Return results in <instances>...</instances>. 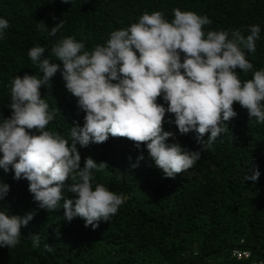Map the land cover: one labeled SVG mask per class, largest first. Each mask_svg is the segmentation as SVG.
Returning <instances> with one entry per match:
<instances>
[{
	"label": "trees",
	"instance_id": "16d2710c",
	"mask_svg": "<svg viewBox=\"0 0 264 264\" xmlns=\"http://www.w3.org/2000/svg\"><path fill=\"white\" fill-rule=\"evenodd\" d=\"M176 8L207 16L211 24L204 26L205 32L241 30L246 36L249 26L260 25L256 51L247 58L253 71L264 68V0H0V17L9 23L0 40V118L11 116L10 81L42 75L27 55L31 47H45V57L59 64L51 47L61 38L74 37L91 51L143 13L160 11L171 21ZM60 21L63 28L50 36V28ZM238 72L241 80L253 74ZM50 84L40 88V95L50 110H58L46 129L68 138L70 127L83 126L85 113L59 71ZM157 102L164 103L160 97ZM233 108L237 115L209 148L194 132L180 134L174 115L166 113L163 128L173 133L168 142L200 152L196 164L175 178L164 176L143 143L137 148L126 137L109 135L103 143L77 144L81 167L87 157L108 165L94 172L93 183L124 198L117 213L95 228L85 227L80 217L66 220L62 207L40 208L26 179H14L11 166L8 172L0 169V182L10 187L0 211L33 214L21 228L20 243L0 248V264H264V125L238 103ZM257 169L256 181L245 178ZM33 235L40 237L38 247L32 246ZM236 251L249 257L238 258Z\"/></svg>",
	"mask_w": 264,
	"mask_h": 264
},
{
	"label": "clouds",
	"instance_id": "9594fccd",
	"mask_svg": "<svg viewBox=\"0 0 264 264\" xmlns=\"http://www.w3.org/2000/svg\"><path fill=\"white\" fill-rule=\"evenodd\" d=\"M172 11L171 21L160 11L145 12L91 51L74 37L61 38L51 47L59 64L45 57V47L29 49L27 55L42 75L25 74L10 81L11 116L0 118V169L8 172L11 166L14 179H26L40 208L62 207L66 220L80 217L85 227L95 228L124 203L122 195L93 183L94 172L108 165L87 157L81 167L77 144L103 143L109 135L126 137L137 148L143 143L164 176L175 178L196 164L200 152L168 142L173 133L163 128L166 113L174 115L180 134L194 132L205 148L228 130L226 122L237 115L234 103L264 125V68L253 71L247 58L256 51L260 25L249 26L246 36L241 30L205 32L204 26L211 24L207 16ZM8 27L7 19L0 17V40ZM61 28L62 21L50 28L49 35L55 37ZM238 70L252 71V77L241 80ZM58 71L85 113L83 126L70 127L68 138L46 129L58 109L50 110L40 95V88L51 86ZM158 97L164 103H158ZM259 176L257 169L245 178L256 181ZM9 190L0 182V200ZM32 218V213L21 217L0 211V248H15L21 228ZM31 238L32 246L38 247L40 237ZM47 250L52 248L47 245Z\"/></svg>",
	"mask_w": 264,
	"mask_h": 264
},
{
	"label": "built area",
	"instance_id": "2783aa9c",
	"mask_svg": "<svg viewBox=\"0 0 264 264\" xmlns=\"http://www.w3.org/2000/svg\"><path fill=\"white\" fill-rule=\"evenodd\" d=\"M234 255L238 258H248L249 254L247 252H234Z\"/></svg>",
	"mask_w": 264,
	"mask_h": 264
}]
</instances>
